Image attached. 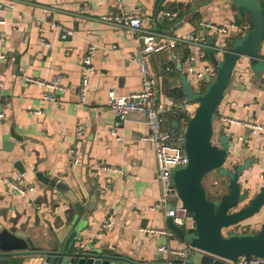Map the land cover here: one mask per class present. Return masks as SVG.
Returning <instances> with one entry per match:
<instances>
[{
  "label": "crops",
  "instance_id": "crops-1",
  "mask_svg": "<svg viewBox=\"0 0 264 264\" xmlns=\"http://www.w3.org/2000/svg\"><path fill=\"white\" fill-rule=\"evenodd\" d=\"M9 1L14 2V8H0L3 20L0 23V175L13 176L20 172L16 167L20 162L26 185L34 188L22 196L0 182V224L13 232L26 233L33 240L34 249L43 250L54 234L78 214L72 200L78 199L85 208L79 215L84 225L80 243L89 245L93 240L98 241L97 245L137 261L172 256L161 252L159 247L162 244L175 247L184 242L169 227L166 209L154 207L162 199L163 191L156 151L144 140L150 130L138 115L115 125L117 117L109 108L111 92L128 95L141 87L142 78L135 61L140 45L129 29L106 23L100 17L121 11L139 13L144 24L152 29L165 30L182 40L198 33L208 41L214 36L223 46L253 27L251 14L238 13L230 0H212L188 14L189 20L179 24L178 19L175 29L170 28L162 14L166 11L185 14L195 0ZM51 21L72 29L73 35L62 39ZM201 22L226 24L229 32L216 35L208 31L205 36ZM90 45L95 46L94 71L90 75L87 102L80 104L82 58ZM209 50L198 60L197 67L211 64ZM195 52V45L180 41L151 58L158 96L169 99V107L160 116L162 130L174 133L173 143L165 149L167 152H173L175 143L185 136L188 120L197 105L187 102L176 71L178 64L188 70L190 56ZM260 57L264 59V41L260 45ZM27 77L44 84L28 82ZM48 83L57 88L45 85ZM45 93L53 94L56 101L45 99ZM78 123L84 127L83 162L72 165L68 151L76 141ZM255 125L264 128V70L257 75L249 58L242 57L217 109L214 134L219 138L220 131L225 129L230 140L236 142L227 166L251 158L240 183L252 195L264 186V129L252 133L251 126ZM12 127L19 139L11 135ZM240 137H248L249 141ZM38 172L60 181L61 187L41 182ZM218 183L213 179L212 187L215 189ZM177 201L178 198L170 196L167 207ZM56 206L58 211H54ZM112 209L114 225L96 238L99 225ZM263 223L264 208L230 229L240 233L259 229ZM230 229H225L224 234L228 235ZM160 230L169 234L158 233ZM41 259L37 254H25L12 257L11 264H40Z\"/></svg>",
  "mask_w": 264,
  "mask_h": 264
},
{
  "label": "water",
  "instance_id": "water-1",
  "mask_svg": "<svg viewBox=\"0 0 264 264\" xmlns=\"http://www.w3.org/2000/svg\"><path fill=\"white\" fill-rule=\"evenodd\" d=\"M211 1L195 0L193 6L182 14L180 23L189 20L186 17L188 14ZM230 1L238 13L244 11L251 14L253 27L228 45L222 46L220 43L219 49L208 51L209 60L216 67L217 73L212 79L206 77L205 90L196 89L187 76L179 79L187 102L197 105L188 120L182 140L189 161L173 170L172 182L183 204L195 218L196 227L194 231L186 232L171 217L168 218V225L181 242L192 247L190 251L181 256H161L152 261H137L97 245L98 241L93 240L89 245L80 243L84 225L79 215L84 213L85 208L81 201L72 199L78 214L54 234L46 249L35 250L33 240L26 233L13 232L0 224V264H11L12 257L25 254L42 256L40 264H228L224 259L237 260L252 255L264 257V223L256 232L237 233L230 229L262 211L264 186L252 195L250 189L243 188L240 183L244 170L250 167V157L242 163L235 162L227 166L231 148L236 142L230 140L225 129L219 133V143L213 141L214 116L238 61L242 57L249 58L257 75H261L264 70V59L260 57V45L264 41V0ZM173 27L170 25V28ZM204 35H208L207 29ZM209 43L219 42L209 39ZM180 68L182 65L178 64ZM10 132L14 138L19 139L13 127ZM16 167L20 172H25L20 162H17ZM215 170L221 177H228L227 192L210 199L203 179ZM37 174L38 179L45 184L59 188L62 185L60 181L45 177L42 172ZM225 229H230L228 235L224 234Z\"/></svg>",
  "mask_w": 264,
  "mask_h": 264
},
{
  "label": "built area",
  "instance_id": "built-area-1",
  "mask_svg": "<svg viewBox=\"0 0 264 264\" xmlns=\"http://www.w3.org/2000/svg\"><path fill=\"white\" fill-rule=\"evenodd\" d=\"M14 8L15 4L9 0H0V8L2 7ZM121 8V5H117ZM163 18H168L171 25L175 26L178 19L181 18L182 14L180 11H166L162 14ZM100 20L124 27L129 29L135 35L136 42L140 45L139 55L135 58L138 63L139 71L141 74L142 82L139 90L134 91L128 95H117L114 92L110 93L109 98V108L117 117L115 125L121 124L123 121L127 120L131 116L138 115L143 117L145 123L147 124L150 132L144 137L145 141L151 143L156 151L157 163H158V179L162 186L163 196L162 199L154 206L156 208H165L166 216L171 217L173 222L181 227H183L186 232L188 230L194 231L196 227V221L190 210L183 204L182 200L178 196L176 188L172 182L173 170L177 166L186 165L189 161L188 154L182 145L183 138L176 142L175 150L173 152H167L165 149L169 144L173 143V134L169 131H164L161 128L160 116L161 113L169 107V99L161 98L158 96L156 91V76L151 65L152 55L168 48L175 47L180 41H187L196 46V52L190 56L188 63V72L193 75L199 83L204 84L206 82V77L209 76L211 79L216 76L217 69L212 64L203 65L197 67L198 60L204 58L208 49L214 50L220 48V43L210 44L208 39L204 37L201 33L192 34L188 39H180L170 35L165 30L152 29L144 24V18L142 14L139 13H127L124 11L118 13H110L100 17ZM0 23L3 20L0 19ZM51 26L60 31V37L66 39L72 36L74 31L63 27L61 24L51 21ZM200 26L202 29H207L216 34H227L229 32V26L218 25L211 22H201ZM232 26H235L234 23ZM42 43L46 44L45 41ZM114 49L116 46L113 47ZM95 51V46L90 45L85 55L82 58L83 72L81 76L80 83V104H85L87 102V92L88 85L90 81V75L94 71L92 55ZM5 55H1V58H5ZM28 82L44 84V81H40L34 77H27ZM51 88H57L55 85L45 84ZM202 89V88H201ZM45 99H50L56 101V97L51 93L44 94ZM2 114H0V117ZM252 133H256L260 129H264L262 126L255 125L251 126ZM115 134V129H112ZM185 134V131H184ZM84 135V127L82 123H78L76 128V141L69 147L70 163L72 165H80L82 160L81 142ZM239 139H244L249 141L248 137H240ZM101 168H109L115 171H120L118 168H110L108 166H102ZM0 182H3L9 191L17 193L19 195L25 196L28 194L29 190L34 187L26 185L25 172H17L13 176H2L0 175ZM170 196L178 198L175 205L168 204V198ZM66 208V205H63ZM59 206L54 207V211H58ZM115 210L112 209L105 219L99 225L97 232L95 234L96 238H99L107 233V231L115 223ZM161 234H169L167 230L157 231ZM192 247L187 243H182L180 246L171 247L168 244H162L159 250L164 253H169L173 256L185 255L190 251ZM228 264H264V257L261 256H242L237 260L224 259Z\"/></svg>",
  "mask_w": 264,
  "mask_h": 264
},
{
  "label": "rangeland",
  "instance_id": "rangeland-1",
  "mask_svg": "<svg viewBox=\"0 0 264 264\" xmlns=\"http://www.w3.org/2000/svg\"><path fill=\"white\" fill-rule=\"evenodd\" d=\"M166 19L168 20V18H166ZM179 23H180V21H179ZM169 24H172V22L169 21ZM210 40L215 41V37L211 36ZM176 71H177L179 79L187 76L188 79L192 82V84L195 86L196 89H201L207 85L206 82L204 84L199 83L198 80L193 75L188 73L187 68L186 69H184V68L178 69V67H177ZM216 116H217V112L214 116V121L216 119ZM213 141L215 143L218 141L216 134H214ZM213 179L217 180L219 182L218 183L219 185H217L215 189L212 187V180ZM203 184L207 189L208 197L213 199V198L217 197L218 195H222L223 192L227 191L228 177H221L218 174L217 170H215V171L210 172L208 175H206V177L203 179ZM70 196H71V198H73L72 195H70ZM257 230H258L257 228H251V229H248V231H246V230L245 231L246 232H256ZM233 231L236 232L235 230H233ZM188 232H191V231L188 230Z\"/></svg>",
  "mask_w": 264,
  "mask_h": 264
},
{
  "label": "trees",
  "instance_id": "trees-1",
  "mask_svg": "<svg viewBox=\"0 0 264 264\" xmlns=\"http://www.w3.org/2000/svg\"><path fill=\"white\" fill-rule=\"evenodd\" d=\"M202 90H205V87H203ZM210 199H211V198H210Z\"/></svg>",
  "mask_w": 264,
  "mask_h": 264
}]
</instances>
